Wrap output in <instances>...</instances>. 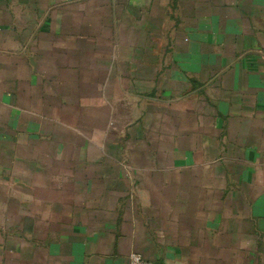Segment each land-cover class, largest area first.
<instances>
[{"label":"crops","instance_id":"obj_1","mask_svg":"<svg viewBox=\"0 0 264 264\" xmlns=\"http://www.w3.org/2000/svg\"><path fill=\"white\" fill-rule=\"evenodd\" d=\"M264 264V0H0V264Z\"/></svg>","mask_w":264,"mask_h":264},{"label":"built area","instance_id":"obj_2","mask_svg":"<svg viewBox=\"0 0 264 264\" xmlns=\"http://www.w3.org/2000/svg\"><path fill=\"white\" fill-rule=\"evenodd\" d=\"M129 262L130 264H148L146 261H144L139 255L137 254H131L129 256Z\"/></svg>","mask_w":264,"mask_h":264},{"label":"rangeland","instance_id":"obj_3","mask_svg":"<svg viewBox=\"0 0 264 264\" xmlns=\"http://www.w3.org/2000/svg\"><path fill=\"white\" fill-rule=\"evenodd\" d=\"M130 255H131V254H130ZM130 255H129V256H130Z\"/></svg>","mask_w":264,"mask_h":264}]
</instances>
